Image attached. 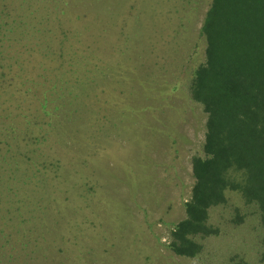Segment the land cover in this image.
I'll return each mask as SVG.
<instances>
[{
  "label": "rangeland",
  "instance_id": "obj_1",
  "mask_svg": "<svg viewBox=\"0 0 264 264\" xmlns=\"http://www.w3.org/2000/svg\"><path fill=\"white\" fill-rule=\"evenodd\" d=\"M210 3L0 0V264H264L238 192L200 254L170 248L203 156Z\"/></svg>",
  "mask_w": 264,
  "mask_h": 264
},
{
  "label": "trees",
  "instance_id": "obj_2",
  "mask_svg": "<svg viewBox=\"0 0 264 264\" xmlns=\"http://www.w3.org/2000/svg\"><path fill=\"white\" fill-rule=\"evenodd\" d=\"M200 31L205 62L190 94L207 114L203 156L192 158L194 184L170 242L185 257L201 253L195 237L218 234L209 210L226 204L228 191L255 204L264 226V0H211Z\"/></svg>",
  "mask_w": 264,
  "mask_h": 264
}]
</instances>
